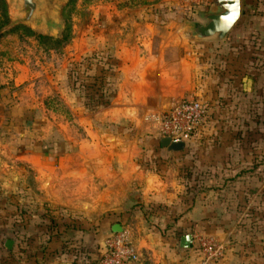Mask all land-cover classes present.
<instances>
[{
	"label": "rangeland",
	"instance_id": "374dc122",
	"mask_svg": "<svg viewBox=\"0 0 264 264\" xmlns=\"http://www.w3.org/2000/svg\"><path fill=\"white\" fill-rule=\"evenodd\" d=\"M210 1L63 0L48 29L44 23L10 26L16 5L0 0V264H50L53 249L73 253L78 262L93 258L102 242L100 223L63 218L59 210L39 205L37 187L49 167L75 165L81 151L95 156L102 149L99 141L111 136L128 141V150L143 152L138 160L171 197L167 212L158 204L146 222L158 231L149 239L152 244L171 220L199 204L201 220H218L213 230L221 237L218 243L264 247V101L263 110L256 109L255 95L242 97L246 108L239 107L237 97L231 110L226 106L221 85L228 54L239 53L241 26L238 20L229 40L196 41L193 32L205 24L202 15L214 11ZM256 1L244 0L249 9ZM137 39L152 45L154 56L169 52L172 44L178 53L169 58L183 60L184 70L196 67L205 83L196 91L199 97L189 92L176 100L207 99L209 116L173 159L153 154L159 134L152 115L164 105L144 109L154 104L136 101L131 116L120 121L108 111L116 94V56H127ZM21 212L34 214L28 223L38 233L17 236ZM207 225L203 237L208 239ZM261 252L245 254L248 264H256V258L264 264Z\"/></svg>",
	"mask_w": 264,
	"mask_h": 264
},
{
	"label": "crops",
	"instance_id": "0c3cea01",
	"mask_svg": "<svg viewBox=\"0 0 264 264\" xmlns=\"http://www.w3.org/2000/svg\"><path fill=\"white\" fill-rule=\"evenodd\" d=\"M239 20L241 26L239 53L233 58L228 54V60L225 59L229 65L224 72L225 84L221 85L222 91L227 94L224 102L231 110L236 104L237 97L239 107H245L247 99H243L244 96L248 98L249 95H255L258 97L255 102L256 109L263 110L261 104L264 101V0H257L252 9H249L243 0ZM173 40L183 42L182 39ZM231 41L237 42L236 39ZM135 42V47L127 51V56H116L118 68L115 76L116 94L108 106V111L119 117L116 121L127 115L131 116L130 110L137 107L136 101L153 103V106L143 108L156 109L159 104L167 108L171 102L189 95V92L193 97L200 96L196 91L203 88L205 83L200 80L199 70L196 67L193 69V65L184 70L183 60L169 58L170 52L178 53L176 48L171 47L172 44L169 52L163 49L154 56L152 45L147 44L145 40L140 44V39ZM202 102H207V99ZM114 138L111 136L105 142L100 140L102 149L95 156L79 152V162L75 165L49 167L47 177L39 182L37 187L41 193L38 196L39 205L45 204L51 210H59L63 218L70 219L71 216L79 222L100 223L97 231L102 242L93 258L78 262L75 261L73 253L53 249L48 255L50 264H91L97 258V254H100L105 239L118 234H125L128 239H132L131 244L138 257L137 262L133 264H199V258L194 254V244L204 235V223L209 224L206 226L208 235L221 245L220 259L213 264H248L249 259L244 256L245 254L259 251L264 253V247L223 246L218 243L221 237L217 231H213L218 227L214 224L218 220L216 217L201 220L204 213L201 212L199 204L189 213L180 214L177 219L171 220L172 224L162 232L161 240L155 245L152 244L149 239L152 236L156 237L158 231L146 226V222L152 219L151 211L156 209L158 204H161L162 208L165 206L163 212H167L171 197L169 194L165 195V185L160 190L159 186L163 183L157 181L156 174L148 172L145 164L138 160L141 159L140 155L143 152L130 151L126 145L128 141ZM74 153L71 152L70 155L73 156ZM151 154L150 151L149 155ZM153 154L173 159L178 153H170L159 147ZM153 177L156 179L153 180ZM40 179L39 176L37 180ZM92 207H96L94 214ZM210 212L211 210L208 215ZM21 213L22 223L16 229L17 236L24 237L30 231L38 233V229L36 230L32 223H28L34 221V214ZM165 217L169 219L167 215ZM165 217L163 220H168ZM230 230H233V227ZM62 231L66 233V229ZM185 235L192 237L189 250L179 248V240ZM258 262L262 264L263 261L256 258L255 263Z\"/></svg>",
	"mask_w": 264,
	"mask_h": 264
},
{
	"label": "built area",
	"instance_id": "2783aa9c",
	"mask_svg": "<svg viewBox=\"0 0 264 264\" xmlns=\"http://www.w3.org/2000/svg\"><path fill=\"white\" fill-rule=\"evenodd\" d=\"M208 108L204 102L182 99L152 115V121L159 138L178 139L185 146L186 141L208 119ZM194 245L199 264H213L220 259L221 245L213 238H198ZM137 260V253L127 236L118 234L105 239L100 254L91 264H133Z\"/></svg>",
	"mask_w": 264,
	"mask_h": 264
},
{
	"label": "water",
	"instance_id": "95a60500",
	"mask_svg": "<svg viewBox=\"0 0 264 264\" xmlns=\"http://www.w3.org/2000/svg\"><path fill=\"white\" fill-rule=\"evenodd\" d=\"M6 2L16 5L17 17L11 20L10 26L44 23L51 29L55 24L53 17L59 13L63 0H6ZM210 3L214 11L202 15L205 24L197 26L195 31L193 26H190L196 41L225 40L241 16L243 0H211ZM158 140L159 147L167 152L179 153L184 149V143L178 139L160 137ZM191 244L190 235L182 236L179 240V248L182 250H189ZM5 248L11 250L12 242L6 241Z\"/></svg>",
	"mask_w": 264,
	"mask_h": 264
}]
</instances>
